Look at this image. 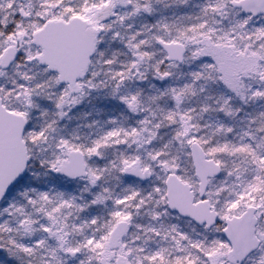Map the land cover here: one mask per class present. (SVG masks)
<instances>
[{
  "label": "snow or ice",
  "instance_id": "snow-or-ice-1",
  "mask_svg": "<svg viewBox=\"0 0 264 264\" xmlns=\"http://www.w3.org/2000/svg\"><path fill=\"white\" fill-rule=\"evenodd\" d=\"M0 264H264V0H0Z\"/></svg>",
  "mask_w": 264,
  "mask_h": 264
}]
</instances>
